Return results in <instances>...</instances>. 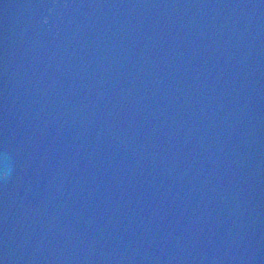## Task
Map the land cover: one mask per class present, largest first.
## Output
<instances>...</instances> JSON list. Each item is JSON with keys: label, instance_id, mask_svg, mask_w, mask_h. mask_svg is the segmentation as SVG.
Listing matches in <instances>:
<instances>
[{"label": "water", "instance_id": "obj_1", "mask_svg": "<svg viewBox=\"0 0 264 264\" xmlns=\"http://www.w3.org/2000/svg\"><path fill=\"white\" fill-rule=\"evenodd\" d=\"M0 264H264V0H0Z\"/></svg>", "mask_w": 264, "mask_h": 264}]
</instances>
